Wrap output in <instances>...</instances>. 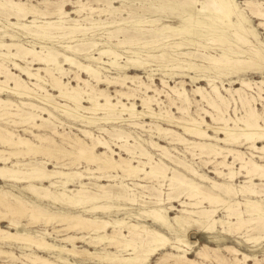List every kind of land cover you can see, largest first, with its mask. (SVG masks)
<instances>
[{"label":"rangeland","instance_id":"1","mask_svg":"<svg viewBox=\"0 0 264 264\" xmlns=\"http://www.w3.org/2000/svg\"><path fill=\"white\" fill-rule=\"evenodd\" d=\"M195 1L197 2L189 3L185 0H0V44L5 42L9 44H11V42L21 43L25 47V50L27 48H35L40 52L39 54L42 55V57H51V61L40 63L38 60H32L33 57L30 54H26L25 58L21 59V63L28 65L33 71H37L38 68L49 67L54 72L56 71L55 73L57 75H63V80H70L74 86L78 85L81 87L83 96L86 99L89 96L85 94V92H91L93 87V92L96 94L100 91L110 94L113 98V102H117V100H121L125 103L134 102L141 110L145 107L143 105V100H145L157 114L163 116L169 115L170 118L175 117L178 119L183 117L187 118L189 116L195 118L205 116L208 122L212 124L213 120L206 116L204 110L217 113L208 103V100H215L220 104L222 111L227 117H241L245 114L247 109L255 108L254 110L264 118V82H262L264 81V23H261L264 22V18L261 16H254L252 13V9L257 6L264 11V0H221L224 8L229 11V17L222 15L219 3H211V5L210 0ZM257 2L258 5H255ZM11 3L21 4L25 12L29 10L32 12L25 18L17 17L15 15L17 9L12 7ZM215 6L217 9H215ZM42 13H45V15ZM33 19L38 21L37 24H43V22L46 21L57 23L53 29H46L47 34L50 36L49 38L37 39L36 37L35 39V37L29 34V31H22L9 25V23L13 22H21L30 25ZM70 27L71 30L69 29ZM162 27H169V29L163 30ZM119 28L124 31L119 32L117 37L113 36V38L108 36L111 31ZM69 30L73 32L65 35L66 37L59 34ZM67 36L71 37L67 38ZM128 37L133 39L132 43H127V45H120L118 43V40H123ZM155 40L157 41L155 42ZM69 44L72 46H80V48L83 47V54L77 55L68 50L66 45ZM106 49L118 53V57L114 58L112 55L100 52ZM0 52H6V50L0 49ZM13 52H16V48H13ZM48 52H52V54L48 56ZM61 54L70 55L75 57L76 60L78 59L82 64L90 65L98 71V74L100 73L98 76L101 80L98 82L90 72L78 68L76 65L68 64V62L64 63H67L66 65L61 66L65 71L62 70V73L58 70L59 66L57 62L53 60L54 57L57 58L58 55ZM209 56L211 58H218L220 62L208 59L207 57ZM0 63L12 69L14 74L21 75L25 84L34 89H38L36 88L38 86H35L34 83H39L40 81L23 75L20 70L15 69V67L10 64L9 60L1 56ZM43 69L44 68L39 72L47 78L48 83H51V77L46 76ZM76 72L82 77L81 80L75 78ZM109 80H111V82ZM244 82L249 84L246 85ZM43 86L57 95L58 92L54 91L51 85L45 84ZM214 86H217L220 90L224 98L223 102L216 97V92L213 90ZM120 92L124 93V95L121 96ZM127 95H129V97ZM203 96H205V98ZM0 97L8 96L4 94L0 95ZM11 98L16 102L20 100V98H15V96H11ZM31 101L40 106H46L41 102ZM59 101L63 103L66 102L61 99H59ZM103 101L104 100H102V102ZM85 104L90 103L85 101ZM48 108L53 114L59 117L60 120H56L51 115L38 111L39 109H37L36 112L48 118L53 125L51 127H55L60 133L70 135L72 138L78 136L81 142L90 143L91 138L83 132L84 129L90 130L94 136H99L101 139L108 141L117 152V155L114 156L117 160L120 159L121 155L123 157H129L130 155L126 149L125 151L121 150L116 143L133 145L132 148H135V151L132 152H136L137 155L140 154L143 148L149 151L150 154L152 153L154 165H156V163H159V165L166 163L171 167V169L167 171L168 176H172V171L175 169L180 174H183V179L188 178L186 180H195L194 182L200 185L203 193L213 196L222 195L227 200H235L236 198L233 196H224V192L214 187L212 182L217 181L218 183L230 185L239 189L242 185L250 184L248 182L249 178L246 177V171H244L240 165L245 162L248 165H252L253 161L264 164V153L251 149L249 144L244 143L228 146L216 140H194L195 138L185 135L181 128L170 125L171 122L158 120L150 116L147 113V108L144 109L146 112L145 115H137L132 120H129L130 117L126 116L125 121L117 124L104 122L88 123L89 121L81 120L79 119L80 117H75L74 119L76 120H73L63 116L58 110L51 107ZM12 109V111H15L16 107H12ZM25 109L28 110L27 108ZM0 126L2 128L11 129L16 134L30 137L40 144L37 139H34L32 133L23 130L25 125L21 123L14 124L11 121L5 122L0 120ZM158 126L172 129L179 134L185 135V137L190 140L193 139L197 142L217 144L218 146L231 148L232 151L234 149L233 152L223 151L220 155L227 156L226 161L229 163L230 167L235 171L241 172L234 179H229L227 176L217 174L215 169L220 167L219 162L222 160L221 156L217 158V156H212V153L207 155V149H202L203 153L200 154V148L189 146L187 144L189 141L180 142L178 140H173L177 138V136L171 132L167 135L163 132H159ZM33 130L39 134L48 133L49 140L51 139L50 142L45 143L48 148H55L56 145L59 144L60 147L66 150L72 149V146L65 138L66 136H57L53 134L51 130L49 131V129ZM117 131L122 132L124 135L120 140L116 139V136L111 135L115 134ZM127 135L130 137H127ZM54 140L56 142H54ZM52 141L53 145L51 144ZM151 141L166 147L170 152L171 159L164 156L159 148L152 146L150 144ZM70 143L73 142L70 141ZM256 145L261 147L264 145V141L261 140L256 143ZM0 148L7 147L0 144ZM98 149L100 153L106 152L110 155V151L107 148L99 147ZM34 155L35 154H23L19 159L22 161H29L32 157V161L37 164H41L42 161H48L50 163L47 164V166L50 170L55 169L54 164L56 165L57 162L60 166L63 163H69L68 166L73 170L84 171L83 173L89 176L98 175L88 173L86 168H88V166L94 168V165H87L84 160H81V162L75 166L73 164L76 163V161L73 162V159L64 158L62 155H59V157L63 158L57 161L51 156L53 154L50 155L51 157L44 153H37L35 156ZM141 158L143 161H147L146 157L142 156ZM179 160L183 161L187 166L190 165V167L196 169L200 174L209 177V179L205 180L190 173L187 167L179 164ZM135 164L137 165L139 163L135 162ZM147 167L150 169L149 166ZM222 170L228 172L229 168L222 167ZM108 174L119 175V177H117L115 181L102 180L99 182L96 179H85L84 182H90V184H88L90 187H94V183L104 184L114 193H118V191L121 190L115 184H120L121 182L123 184H128L133 188V193L136 195L138 202L131 204L124 200L121 202L112 200L109 204H122L124 208L114 209L111 210V212L106 211V213L99 211V213L112 220L117 219L135 223L141 229L143 226L155 228L173 242V245H167L165 248L147 257V259L144 254L139 253L137 259L142 257L141 259L145 258L146 260L142 261L143 263L136 262L134 264H174L175 261L172 258L166 257L168 254L174 256H184L186 254L191 259L205 264H221L217 256H220L221 259L226 260L229 264H231L236 256L241 260L239 264H264V237L259 242H250L246 240L248 236L252 237L258 234L257 231L259 232L260 228L254 230V226L260 223L258 220L245 224L246 226H243L238 231H229L226 224L222 225L220 223H216L215 227L212 229H203L192 222V226L188 228L184 223L178 222L176 217L189 216L185 211L186 209L189 211H198V209L183 206L182 203L179 202V199L185 200L186 197L183 194L178 197L177 194L179 193L171 190L169 180L163 181L164 179H161L158 182L151 178H145L143 180L137 178L129 179L126 178L120 170H111ZM134 182H140L148 188L135 186L133 184ZM4 183V181L0 180L1 185ZM8 184L9 185H5V189L9 192L11 191L27 199L29 197L33 203L41 202L23 187L26 183L11 181ZM44 184L49 185V182H44ZM252 184L259 190L264 189V179L262 178H256ZM158 192L161 193L162 198H165V201H162L164 204L155 203L156 196L159 194ZM169 196L173 200H168L167 198ZM247 198L257 200L264 206V200L260 197L240 196L239 200L243 201ZM41 203L48 207V210L56 211L57 213H66L63 211V209L66 208L65 210L68 211V214H73L77 211L91 218L95 216L94 213L88 211L92 206L91 204L79 209H68L67 207H58V205L49 204L46 201H42ZM172 205H174V207H171ZM203 205L210 207L207 201ZM155 208H160L169 224L155 222L150 216L142 214L143 211ZM241 208L240 211L245 210L244 206ZM0 209L5 211L2 207H0ZM224 213L225 212L220 210L216 213V217L226 219ZM9 216L10 215L4 217L2 213H0V226L16 232V227L9 223L14 219L17 223H20L23 231H28L29 229L31 231L30 233L33 235L45 237L46 240L58 247L65 246L70 249L77 248V250L89 249L98 252H111L120 257L130 256L128 254L131 251L117 252L116 246L113 244H107L106 246L108 247L102 249L105 245L98 246L94 243L86 244V242L83 241V243L82 240H78L77 242L63 241L64 238L71 234L77 236L85 235L88 237L90 231L88 229L83 230L80 227H70V224L65 222L62 223L59 218H57V221L53 219L52 222L47 224L45 219L41 218L42 222H40V218L30 215H22L23 218L22 216H18L16 219ZM31 217L34 219L31 220ZM192 217L198 218V215H193ZM200 220L201 222L203 221V219ZM235 220L236 219H234V221ZM201 228L203 229L202 231ZM121 229L127 236V239H130L131 237L128 229L125 226L121 227ZM112 230L113 228L110 227L109 233H112ZM142 236L146 238V235L143 234L141 237ZM179 239L183 240L184 245L186 241H189L192 247L194 246L189 253L171 248L177 245L176 243H178ZM138 245H140V242ZM204 245L211 254V257H208L209 259L202 258L198 255V251H200ZM183 248H186V246ZM228 248L236 249L240 254L236 255L226 250ZM0 249V251L7 250L12 252L14 256L17 255V260H12L10 257L0 252V264H35L32 260L35 258L34 254L47 257L50 260L59 261L57 258L64 257L77 264H98L96 261L90 260V257L86 254L81 255V257H73L72 255L62 252L44 251L37 247L29 246L25 242H17L14 240H0ZM212 250H216V252ZM103 264L122 263L105 262Z\"/></svg>","mask_w":264,"mask_h":264},{"label":"bare ground","instance_id":"2","mask_svg":"<svg viewBox=\"0 0 264 264\" xmlns=\"http://www.w3.org/2000/svg\"><path fill=\"white\" fill-rule=\"evenodd\" d=\"M185 1L189 3L197 2L195 0H185ZM211 3L213 4L219 3L220 6L219 8L222 12V15H224L225 17H229L228 16L229 11L226 8H224V6L221 3V0H210V4ZM11 4L12 7H15L17 9L15 13L17 17L25 18L27 17V15H29L30 12H32L30 10L28 12H25V9L22 7L21 4L18 3H11ZM255 5H258V2ZM215 9H217L216 6ZM252 13L254 14V16H261L262 18H264V11L260 9L258 6L252 9ZM42 14L45 15V13ZM31 22L32 24L30 25L21 22H13V23H9V25H12V27L14 26L15 28L20 29L22 31L25 30L29 31V34H31L32 37H35V39L36 37L37 39L49 38L50 36L47 34L46 29H53L57 25V23L53 21H46L43 22V24H37L38 21L36 19H33ZM35 28L38 30H36ZM69 29L71 30V27ZM162 29L163 30L169 29V27H162ZM70 30L64 31L59 34H62L63 37H66L65 35L73 32ZM123 31H124L123 29L119 28L111 31L108 36L117 37V34ZM68 37L71 36H67V38ZM156 41L157 40H155V42ZM132 42L133 39H131V37L124 38L123 40H118V43L120 45H127V43H132ZM66 47L68 48V50L76 53L77 55L83 54L82 53L83 47L80 48V46H72L70 44L66 45ZM13 48H16V52H13ZM0 49L6 50V52H0V56L3 57L4 59L9 60L10 64L13 65L15 69L20 70V72L23 75H27L32 79H36L37 81H40L39 83H34L35 86H38L36 87L38 89H34L28 86L27 84H25V81L23 77H21V75L14 74L12 69L0 63V95L5 94L8 96V97H0V120L5 122L11 121L14 124L21 123L25 125V128L23 130L32 133L34 139H37V141L40 142L39 144L30 137L23 136L22 134H16L13 130L8 128H2L0 126V144H2V146L4 147H7V148H0V180L5 182L3 185L0 184L1 185L0 207L5 209V211H2L0 209V213H2L4 217L10 215L15 219L16 217L22 215H30L32 217H38L40 219L43 218L46 220L45 222L47 224L52 222L53 219H56L55 221H57V218H59L61 219L62 223L65 222L67 224H70L71 225L70 227H80L83 230L88 229L90 231L88 233L90 234L88 237H86L85 235L77 236L71 234L68 235V237L64 238L63 241L77 242L78 240H82V242L84 241L86 242V244L94 243L95 245L98 246L105 245L102 247V249H106V247H108L106 246L107 244L108 245L113 244L116 246L117 252H121V251H131V252L128 254L130 255L128 257H120L119 255H116L115 253H111V252H103V251L98 252V251H91L89 249L77 250V248L70 249V248H66L65 246L58 247L50 243L48 240H46L45 237L33 235L32 233H30L31 231L29 229L28 231H23V228L21 227L20 223H17L13 218H12L13 220H11L9 223H11V225L16 227L15 230L16 232L7 230L6 228L0 226V240L7 239V240H14L17 242H25L29 246L37 247L38 249L44 251L62 252L68 255H72L73 257H81V255L86 254L88 257H90V260L96 261L98 264H103L105 262L108 263L120 262L122 264H126V263L134 264L136 262L140 263L142 261H145L147 257L153 255V253H155L156 251L165 248L167 245L170 244L173 245V242H171L168 239V237H166L162 232H160L155 228H148V226H143V228L141 229L135 223L132 222L129 223L117 219L112 220L110 218H107V216H102L99 213V211H103L106 213V211L111 212V210L114 209L117 210L124 208L122 204H115V205L109 204V202L112 200H116L120 202L124 200L131 204L138 202L136 195L133 193V188H131L128 184L125 183L123 184L122 182L120 184H115L121 190H119L118 193H114L112 192V190L108 189V187L104 184L94 183L93 184L94 187H90L88 186L90 182H84L85 179H96L99 182L102 180L115 181L117 180V177H119V175H115V174L109 175L108 173L111 170L112 171L120 170L122 171L124 176L129 179L137 178L143 180L145 178H151L158 182L161 179H164L163 181L169 180L171 190L178 192L179 193L177 194L178 197H180L182 194L186 197L185 200L179 199V202H181L183 206L192 209H198V211L195 210L189 211L188 209H186L185 211L189 214V216L176 217V220H178V222L184 223L188 228L192 226L191 224L192 222L199 225L203 229H212L213 227H215L216 223L217 224L220 223L222 225L226 224L228 226L229 231H233V230L238 231L243 226H246L245 224L258 220L260 222L259 225L254 226L255 228L253 227L254 230L260 228V230L258 229L259 232L257 231L258 234L252 237L248 236L246 240L250 242H259L264 237V206L259 201L250 198H247L246 200L243 201L239 200L240 196L260 197L262 198V200H264V189L259 190L257 187L254 186V184H252L256 178L264 179V164L253 161L252 165H248L246 162L240 165L241 168L244 171H246V177L249 178L248 182L250 184L242 185V186L240 185L241 187L239 189L234 188L233 186L230 185H224L218 183L217 181L212 182L214 187L224 192L223 193L224 196H228V197L233 196L236 198L235 200H227L222 195L213 196L203 193L201 191L200 185L194 182L195 180L194 181L191 179L186 180L188 178L183 179L182 178L183 174H180L175 169L172 171L173 172L172 176H168L167 171L171 169V167H169L166 163L160 165L159 163H156V165H154L153 155H151L152 153L150 154L149 151L143 148L141 149L140 154L137 155L136 152H132L135 151V148H132L133 145L116 143V145H118L121 148V150L125 151L126 149V151L130 155L129 157H123L122 155L120 156L118 153L120 159L117 160L114 157L117 155V152L113 149V147L108 143L107 140L105 139L103 140L99 136L96 137L90 130L84 129L83 132L91 138V142L90 143L81 142L78 136L72 138L70 135H65L64 133H60L55 127H51L53 125L51 124L50 120L48 118H45V116H43L42 114H38L36 112L37 109H39L38 111H41L44 114H49L52 117H54L56 120H58L59 117L53 114V112L48 108L51 107L55 110L60 111V113H62L63 116H66L73 120H76L74 119L75 117H80L79 119L89 121L88 123L104 122V123L117 124L122 121H125L126 116H129L130 117L129 120H132L137 115H145L146 112L144 111V109L147 108L148 110L147 113L150 116L157 118L158 120L171 122L170 125H174L176 127L181 128L184 131L185 135H189L195 138L194 140H216L228 146L246 143L249 144V147L251 149L258 151L260 153H264V145L261 147L256 145V143H258L259 141L261 140L264 141V118H262V116L254 110L255 108L247 109L243 116L240 115L241 117L238 116L237 117L235 116L236 118H233L231 116L227 117L222 111L219 103H217L215 100L212 101L208 100V103L211 106V108H213L217 112V113H213L211 111L204 110L206 116L210 117L213 120V124H212L208 122L205 116H200L198 118L189 116L187 118L183 117L181 119H178L175 117L170 118L169 115L163 116L161 114H157L156 112H154L151 106L147 104L145 100H143V105L145 107L144 109L141 110L137 107V105L134 102L125 103L121 100H117V102H113L112 101L113 98L111 97L110 94L104 91H100L99 93L96 94L93 92V87L91 92H85V94L89 96L86 99L83 96V91H81V87H79L78 85L74 86L70 80L68 81L63 80V75H57L55 73L56 71L54 72L49 67H42V68H44L43 70L45 71L46 76L51 77L52 79L51 83H48L47 78L39 72L40 70H42V68H38L37 71H33L28 65H24L21 63V59H24L26 54H30L33 57L32 60H38L40 61V63L51 61L50 60L51 57L47 58L46 55H45L46 57H42V55L39 54L40 52H38L35 48L33 49L27 48L25 50V47L21 43H13V42H11V44L6 42L1 43ZM100 52H103L104 54L106 53L112 55L114 58H117L119 55L118 53L109 49L102 50ZM51 54L52 52H48V56ZM207 58L213 59L215 61H219V59L216 57L211 58L209 56ZM53 60L57 62L59 66L58 70L61 72L63 70L61 66L66 65L67 63L66 64L64 63L68 62V64L76 65L78 68L90 72L92 75H94V77L97 79L98 82L101 80V78L98 76L100 73L98 74L97 70L92 68L90 65L84 63L82 64L80 61H78V59L76 60L75 57L61 54L58 55L57 58L54 57ZM75 78L77 80L82 79V77L79 75L78 72H76ZM109 81L111 82V80ZM244 83L246 85L249 84L246 82ZM42 84L51 85L52 89L58 92L57 95H55L54 92L49 91ZM213 90L214 92H216L217 95L216 97H218L219 100L223 102L224 98L221 95L218 87L214 86ZM120 95L123 96L124 93H121ZM11 96H15V98L16 97L20 98L19 102H16L13 98H11ZM127 96L129 97V95ZM203 97L205 98V96ZM59 99L64 100L66 102L63 103L59 101ZM31 100L41 102L46 106H40ZM102 100L104 101L102 102ZM85 101H87L90 104H85ZM12 107L13 108L16 107L15 111H12L14 110L12 109ZM25 108H27L28 110H26ZM157 128L159 132H163L166 135L169 134V132H171L175 136H177V138H174L173 140H178L180 142L189 141V143H187L189 146L200 148L201 150L200 154L203 153L202 149H207L206 151L207 155H210L212 153V156H217V158H219L221 156L220 154H222L223 151H228V152L232 151L231 148L218 146L217 144H212L208 142L207 143L197 142L194 141L193 139L192 140L187 139L185 135L179 134L173 131L172 129H166L161 126H158ZM33 129H38V130L49 129V131L51 130V132L57 136L58 135L62 137L66 136L65 138L66 140H68V143L72 146V149L66 150L60 147L59 144H57L58 146L55 144L56 145L55 148H48L45 145L46 142H50L51 140V139L49 140L48 133L45 132V134H39L36 133ZM111 135L116 136V139L118 140L124 137L123 133L119 131ZM127 137L130 136L127 135ZM70 141H72L73 143H70ZM54 142L56 141L54 140ZM52 143L53 141L51 142V144ZM150 144L154 147L159 148L164 156L171 159L170 152L166 147L161 146L160 144L154 141H151ZM99 147L107 148L110 151V155H108V153L106 152L100 153V150L98 149ZM37 153H41V154L44 153L49 156L53 154L51 156L55 158L56 161L63 157L73 159V162L76 161V163L73 164L75 166H77L81 162V160H84L87 165H94V168H92L91 166L90 167L88 166V168H86L88 173L98 174V175L89 176L83 173L84 171L82 172V171H76L75 169L73 170L68 166L69 163H63L60 166L58 165L57 162L56 165L54 164L55 169L50 170L47 166V164L50 163L48 161H42L41 164L42 165L44 164L42 166L41 164H37L36 162H33L32 157L29 161L26 160L22 161L21 159H19V157L23 154L36 155ZM59 155H62L63 157H59ZM142 156L146 157L147 161H143L141 158ZM221 157L222 160L219 162L220 167L215 169L216 173L219 175L227 176V178L229 179H234L241 171L240 172L235 171L230 167L229 163L226 161L227 156H221ZM135 162H138L139 164L136 165ZM179 164L187 167V169L190 170V173L199 176V178L205 180L209 179V177L205 176L204 174H200L196 169L190 167V165L187 166L183 161L179 160ZM147 166H149L150 169H148ZM222 167L229 168V171L224 172V170H222ZM11 181H15L17 183H26V185L23 187L29 193H31L35 198H37L38 201L41 202L46 201L49 204L58 205V207L60 206V207H67L68 209L69 208L79 209L82 207H86V205L91 204L92 206L88 211L94 213L95 216H92L94 218H91L88 216H84L77 211L73 214L72 213L68 214V211L65 210L66 208L63 209V211H65L66 213H57L56 211H50L48 210L49 208L44 206L41 202L33 203L29 197L28 199L23 198L18 194L6 190L5 185H9L8 183ZM44 182H49V185H45ZM133 184L138 187L140 186L143 188H148L147 186L141 184L140 182H134ZM158 193L159 194L156 196L155 203L164 204V202L162 201H165V198L161 197L160 192ZM167 199L173 200L170 196ZM206 201L209 203L210 207L203 205ZM243 206L245 207V210L240 211V209H242L241 207ZM171 207H174V205H172ZM220 210L225 212L224 216L226 217V219L216 217V213H218ZM142 214L150 216L155 222H159L161 224H169L167 222V219L163 216L160 208L143 211ZM193 215H198V218H193L192 217ZM32 217L31 220L34 219ZM200 219H203V221L201 222ZM234 219L236 220L234 221ZM40 222H42V219ZM123 226H125L128 229L129 235L131 237L130 239H127V236L123 233L121 229V227ZM110 227L113 228L112 233H109ZM202 228L201 231L203 230ZM143 234L146 235V238L143 236L141 237V235ZM139 242L140 245H138ZM176 244L177 245H174L171 248H175L178 249V251H184L186 253H189L194 247V246L192 247V244L189 243V241H186L184 245L183 240L181 239H179L178 243ZM184 246H186V248H183ZM226 250H229L235 253L236 255L240 254L239 251L236 249L228 248ZM212 251L216 252V250H212ZM0 252L10 257L12 260L16 259L17 255L14 256L12 252H9L7 250H2ZM139 253L144 254L146 259L145 258L141 259L142 257H140V259H137V255H139ZM198 255L201 256L202 258L211 257V254L208 252V248L205 245L202 246V249L200 251H198ZM34 256L35 258L32 260L33 263L35 264H61V263L77 264V263H73L72 261L64 257L57 258L59 260L57 261V260H50L49 258L43 257L38 254L36 255L34 254ZM166 257L172 258L175 261L174 264H178V263L205 264L203 262H198L194 259H191L186 254L184 256H174L172 254H168V256ZM217 259L219 262H221V264H229L226 260L221 259L220 256H217ZM240 261L241 260H239V258L236 256L234 260L231 262V264H239ZM11 264H16V263H11Z\"/></svg>","mask_w":264,"mask_h":264}]
</instances>
